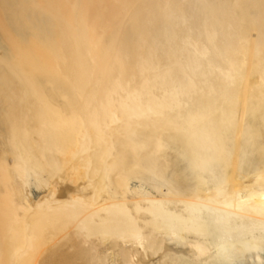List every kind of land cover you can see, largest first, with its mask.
I'll return each instance as SVG.
<instances>
[{
	"label": "bare ground",
	"instance_id": "1",
	"mask_svg": "<svg viewBox=\"0 0 264 264\" xmlns=\"http://www.w3.org/2000/svg\"><path fill=\"white\" fill-rule=\"evenodd\" d=\"M0 264H264V0H0Z\"/></svg>",
	"mask_w": 264,
	"mask_h": 264
}]
</instances>
